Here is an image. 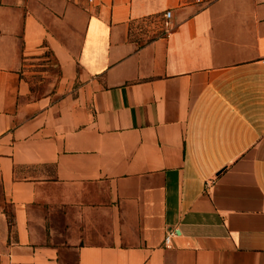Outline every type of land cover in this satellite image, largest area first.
I'll list each match as a JSON object with an SVG mask.
<instances>
[{
	"label": "crops",
	"instance_id": "1",
	"mask_svg": "<svg viewBox=\"0 0 264 264\" xmlns=\"http://www.w3.org/2000/svg\"><path fill=\"white\" fill-rule=\"evenodd\" d=\"M0 264H264V0H0Z\"/></svg>",
	"mask_w": 264,
	"mask_h": 264
},
{
	"label": "rangeland",
	"instance_id": "2",
	"mask_svg": "<svg viewBox=\"0 0 264 264\" xmlns=\"http://www.w3.org/2000/svg\"><path fill=\"white\" fill-rule=\"evenodd\" d=\"M29 75L33 97H40L53 91L57 80V66L49 52H44L39 60L33 62Z\"/></svg>",
	"mask_w": 264,
	"mask_h": 264
},
{
	"label": "built area",
	"instance_id": "3",
	"mask_svg": "<svg viewBox=\"0 0 264 264\" xmlns=\"http://www.w3.org/2000/svg\"><path fill=\"white\" fill-rule=\"evenodd\" d=\"M89 1L92 2V0H89ZM167 16H169V13H167ZM174 234H175V232H173V231H169V232H167V234H166L165 237H164V243H165V244H168L169 241H170V239H171V237H172Z\"/></svg>",
	"mask_w": 264,
	"mask_h": 264
}]
</instances>
